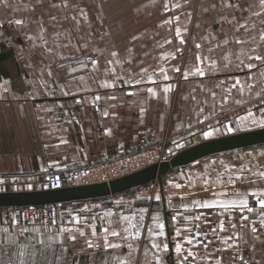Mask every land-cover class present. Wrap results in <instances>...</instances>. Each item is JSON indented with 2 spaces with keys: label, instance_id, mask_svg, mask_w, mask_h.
Here are the masks:
<instances>
[{
  "label": "crops",
  "instance_id": "0c3cea01",
  "mask_svg": "<svg viewBox=\"0 0 264 264\" xmlns=\"http://www.w3.org/2000/svg\"><path fill=\"white\" fill-rule=\"evenodd\" d=\"M262 31L260 0H0V192L44 189L51 171L66 178L72 169L164 137L173 156L204 141L264 128L259 124L264 121V64L248 59L264 56ZM245 64L255 67L249 71ZM237 80L240 84L232 87ZM205 132L211 133L207 139ZM261 173L264 144L171 168L161 185L152 181L104 198L56 204L55 225L30 221L25 234L14 230L7 207L0 208V230H9L7 239L0 233V264H117L127 259L130 243L133 264H155L157 255L161 264H177L175 245L183 243V236L176 231L195 232L194 224L200 232L217 228L214 243L211 234L203 238L207 249L197 245L200 257L210 254L198 264L217 259L261 264L264 209L256 204L259 196L248 197L252 212L192 203L232 199L233 192H264ZM195 215L201 219L192 220ZM123 217L138 225V239L123 232L129 228ZM229 218L245 225L236 235L229 225L219 231L220 221ZM157 223L164 225L163 236ZM62 224L74 229L63 233V245L56 235ZM106 228L121 233L108 237L119 248L105 251ZM49 234L57 242L42 252L39 242ZM220 237H228L227 244ZM88 239L98 247L89 248ZM153 242L167 243L168 251L153 249Z\"/></svg>",
  "mask_w": 264,
  "mask_h": 264
},
{
  "label": "snow or ice",
  "instance_id": "6c2138e0",
  "mask_svg": "<svg viewBox=\"0 0 264 264\" xmlns=\"http://www.w3.org/2000/svg\"><path fill=\"white\" fill-rule=\"evenodd\" d=\"M260 4H261V6H264V0H260ZM167 7H168V5L166 4L165 5V9H167ZM257 14L259 15V13H257ZM16 23L20 24L21 21L17 20ZM166 23H170V21H166ZM241 27H244V25H241ZM176 31H177V36H179L180 35V30L177 29ZM260 40L264 41V31L261 32ZM237 42L239 43L240 41L237 40ZM180 43H184V41L181 40ZM196 47L199 48L200 45H196ZM253 51H255V50H253ZM112 55L115 57L117 54L115 52H113ZM197 59L200 60L201 58L197 57ZM248 59L249 60L255 59V60L261 62L262 64H264V56H261L259 53H256L255 56H249ZM92 63H93V65H95L96 61H92ZM242 63H243V61H242ZM245 67L248 68L249 71H251V69L254 68L255 65H253V64H245ZM174 70L179 71V68L175 67ZM142 71H147V70L145 69V70H142ZM160 71L163 73L164 69L161 68ZM196 72L199 74L200 77H203L205 75L204 71L199 69V68L196 69ZM262 75H264V72H262ZM187 76H188V73H185V78H187ZM164 79L165 80L169 79V77H168V75L166 73L164 74ZM249 79H252V77H249ZM148 80L151 82V77L150 76L148 77ZM140 82H141L140 80L136 81L137 84H139ZM238 84H240V81L237 80L236 83L232 87H236V85H238ZM246 86L250 88L251 84H248ZM168 90H169L168 88L164 89L165 92H167ZM147 91L152 93V88L149 87L147 89ZM241 92H243V88H241ZM65 94L67 95L68 93H65ZM128 94L131 95L132 93H128ZM97 99H99V97H97ZM224 102L227 103V99H225ZM237 103H239V101H237ZM105 115H107V114H105ZM248 116L251 117L252 113L249 112ZM243 119H247V118L244 117V118H242V120ZM255 123H257V121L254 119L253 120V124H255ZM259 124H260L261 127H264V121H260ZM228 131L231 132L232 129L229 128ZM210 135H211L210 132H205L204 133V137L206 139ZM261 175H264V173H261ZM237 178H239V177H237ZM58 180H59V178H57V183L53 185L54 187H59L60 186ZM2 183H3V181H0V184H2ZM205 183H207V181H205ZM227 183L231 184L232 183L231 179H229ZM27 187L29 189H31V185L30 184ZM176 187H180V185H176ZM230 195L234 196L235 198L225 199V200L214 199V200L204 201V202L193 201L192 203H193V205L196 208L208 209V208L219 207V208H223L225 210H228V209H240V210H246L247 212H252L253 208L249 206V198L248 197L249 196H252V197L259 196L260 198L256 200V204L259 206L260 209H264V192H260V193H258V192H251V193L233 192V193H230ZM156 199L159 200L160 197L157 196ZM185 209L187 210V205H185ZM106 215L111 216L112 213H107ZM25 219H27L26 216H25ZM122 219L128 221L129 228H132V227L137 228V231L134 234L129 232V228H124L123 232L128 233V235L132 236V238L134 240L138 239L139 238L138 225L132 224L131 218H129V217H123ZM141 219H143V218L141 217ZM153 219L155 221L159 220L158 217H154ZM176 219H177V217L174 216L173 220H176ZM189 219L190 218L185 217L186 221H189ZM191 219L195 220V221H199L201 219V217L199 215H195ZM243 219L247 220L248 217L244 216ZM73 221L75 223H77V224L79 223V220H77L75 217H73ZM16 223H17V218L13 217L12 221H11V224H12L13 228L15 227ZM55 223H56L55 219H52L51 221L45 222V227H48L49 225H55ZM226 225H229L231 229L236 230L233 233V235L238 234L239 229L242 228V227H245V225H243V223L237 224L231 218H229L226 221L225 220H221L220 221V223H219V231H226L227 230L226 229ZM261 225L264 226V214H261ZM193 227L196 228L197 231L193 232V231H191L189 229H184V231L182 233L179 228L176 231V236L177 237L183 236V243L178 242L175 245V252L177 254V264H198L200 259H205L206 260V259L209 258L210 254H208V253H206L203 257H200L199 253H198V250H195V249L197 248V245H199V244H202L203 247L205 249H207L208 248V243H204L203 242V238L208 237L210 234H211V236L213 238V243H214L215 239L217 238V228H216V226H213L210 229V231H205V232L198 231V229H199V225L198 224H194ZM156 228L159 229L158 235L163 236L164 235V231H163L164 230V225L160 224V223H157L156 224ZM73 230L74 229H72V228L63 226V224L61 225V227L57 230V234H56L57 236L60 237L59 243L61 245H63V238H62L63 237V233L72 232ZM8 231L9 230H6V229L0 230V233H4L5 234V239H7L6 234H7ZM20 231L28 233L31 230L29 228H27V227H22L20 229ZM36 231H39V230L37 229ZM251 231L253 233H255L256 232V228L253 227L251 229ZM103 232H104V248H105V251H107L110 248L111 249H117V248L120 247L119 244H116L114 242H110L108 237L109 236L117 237V236L121 235V233L117 232L115 229H109V228L104 229ZM80 234L83 236L84 232L81 231ZM92 235L96 236V232L93 231ZM69 239L75 240V237L74 236H69ZM124 239H127V237H124ZM219 239H220L222 244H227L228 237H220ZM30 240H31V238H30ZM56 242H57L56 241V237L52 236L51 234H49L47 239H46V241H40L39 242V250L44 252L47 249H50L52 247V245L54 243H56ZM87 243H88V247L89 248L98 247V245H94L92 243L91 239H88ZM185 245H187L188 247H185ZM32 246H33L34 249L37 248V245L35 243H33ZM229 247H232V245H229ZM128 248H129V255H128L127 259L118 260L117 264H133V261L135 259L134 255H133V252L135 250V246L130 243V244H128ZM152 248L159 250V252H166L169 249V245L167 243H164L161 246L160 244H157V243L153 242L152 243ZM223 250H225V249H222V248H217L216 249V251H223ZM62 251L66 253L67 249L64 248V249H62ZM235 259H236V257L233 258L234 261H235ZM21 264H23V262H21ZM155 264H161L159 255H157V259H156ZM215 264H221V261L219 259H217ZM244 264H251V262L250 261H245Z\"/></svg>",
  "mask_w": 264,
  "mask_h": 264
},
{
  "label": "water",
  "instance_id": "95a60500",
  "mask_svg": "<svg viewBox=\"0 0 264 264\" xmlns=\"http://www.w3.org/2000/svg\"><path fill=\"white\" fill-rule=\"evenodd\" d=\"M2 57H4V55H0V58ZM261 144H264V128L211 139L176 153L168 162L155 163L108 182L64 186L60 189L3 191L0 192V208L56 205L81 200L99 199L124 192L152 181H158L161 185L162 176L171 168L187 165L211 154Z\"/></svg>",
  "mask_w": 264,
  "mask_h": 264
},
{
  "label": "built area",
  "instance_id": "2783aa9c",
  "mask_svg": "<svg viewBox=\"0 0 264 264\" xmlns=\"http://www.w3.org/2000/svg\"><path fill=\"white\" fill-rule=\"evenodd\" d=\"M167 138L148 147L126 153H120L109 160L77 167L69 171L66 178L60 171H51L44 181V189H60L66 185L77 186L97 182H108L112 179L133 173L144 167L155 163L168 162L172 157L166 147ZM59 178V187L53 185ZM54 205H36L25 207H7L11 216L17 218L14 230L19 234L22 227H27L30 221L45 223L54 217ZM25 216L27 219H25ZM245 261H238L237 264H244ZM264 264V261L263 263Z\"/></svg>",
  "mask_w": 264,
  "mask_h": 264
},
{
  "label": "rangeland",
  "instance_id": "374dc122",
  "mask_svg": "<svg viewBox=\"0 0 264 264\" xmlns=\"http://www.w3.org/2000/svg\"><path fill=\"white\" fill-rule=\"evenodd\" d=\"M10 30V29H9ZM15 35V34H14ZM20 37V36H19ZM21 38V37H20ZM22 38H24V36H22ZM25 39H26V37H25ZM27 40V39H26ZM29 40V39H28Z\"/></svg>",
  "mask_w": 264,
  "mask_h": 264
}]
</instances>
